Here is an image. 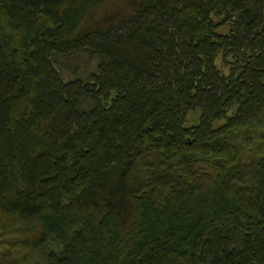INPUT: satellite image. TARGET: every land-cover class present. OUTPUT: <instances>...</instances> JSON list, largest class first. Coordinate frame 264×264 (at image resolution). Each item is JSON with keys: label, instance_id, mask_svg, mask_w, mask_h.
<instances>
[{"label": "trees", "instance_id": "trees-1", "mask_svg": "<svg viewBox=\"0 0 264 264\" xmlns=\"http://www.w3.org/2000/svg\"><path fill=\"white\" fill-rule=\"evenodd\" d=\"M0 264H264V0H0Z\"/></svg>", "mask_w": 264, "mask_h": 264}, {"label": "rangeland", "instance_id": "rangeland-1", "mask_svg": "<svg viewBox=\"0 0 264 264\" xmlns=\"http://www.w3.org/2000/svg\"><path fill=\"white\" fill-rule=\"evenodd\" d=\"M69 60H67L66 63L70 64V67L76 66L77 75L82 79H84L94 68V64L90 62L85 56H77ZM66 63L63 65H66ZM61 71L67 78L72 76L69 72V69L66 67H61Z\"/></svg>", "mask_w": 264, "mask_h": 264}]
</instances>
